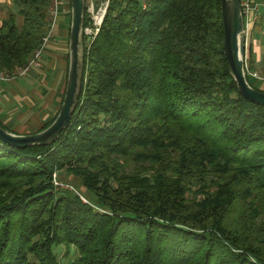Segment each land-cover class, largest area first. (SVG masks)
Listing matches in <instances>:
<instances>
[{
    "label": "trees",
    "instance_id": "1",
    "mask_svg": "<svg viewBox=\"0 0 264 264\" xmlns=\"http://www.w3.org/2000/svg\"><path fill=\"white\" fill-rule=\"evenodd\" d=\"M14 2L0 27L10 73L40 45L53 0ZM84 39L60 138L0 140V264H264V105L234 80L222 0H108ZM54 172L94 199L57 189Z\"/></svg>",
    "mask_w": 264,
    "mask_h": 264
},
{
    "label": "crops",
    "instance_id": "2",
    "mask_svg": "<svg viewBox=\"0 0 264 264\" xmlns=\"http://www.w3.org/2000/svg\"><path fill=\"white\" fill-rule=\"evenodd\" d=\"M253 2L260 17L247 30L246 62L251 70L264 74V0ZM17 10L14 0H0V27L8 13ZM70 10V3L62 8L41 65L32 67L25 75L0 80V122L12 132H36L60 110L70 62ZM17 21L21 26L23 16L19 15ZM258 83L255 85L264 90V82Z\"/></svg>",
    "mask_w": 264,
    "mask_h": 264
},
{
    "label": "water",
    "instance_id": "3",
    "mask_svg": "<svg viewBox=\"0 0 264 264\" xmlns=\"http://www.w3.org/2000/svg\"><path fill=\"white\" fill-rule=\"evenodd\" d=\"M71 24L69 39V71L65 96L53 122L46 128L20 134L7 130L0 124V140L13 147L49 145L56 142L69 126L78 106L82 89L85 60V12L86 0H70ZM100 3L94 1V13L100 11ZM107 9V7H106ZM105 12L102 15L101 23ZM224 25V52L230 64L234 80L240 93L251 102L264 105V92L255 88L248 79L246 65V25L241 0H222Z\"/></svg>",
    "mask_w": 264,
    "mask_h": 264
},
{
    "label": "built area",
    "instance_id": "4",
    "mask_svg": "<svg viewBox=\"0 0 264 264\" xmlns=\"http://www.w3.org/2000/svg\"><path fill=\"white\" fill-rule=\"evenodd\" d=\"M68 3H70V0H53L52 6L50 9V15L48 17V24H47L48 27H47V30L45 32V35L43 36V39L40 45L35 49L34 53L31 55V57L29 58L28 62L25 65L17 68L15 71L11 73L6 70H0V80H10V79L15 78L17 75H25L32 67L41 65V62L43 59V52L53 34L54 26L57 22V19L60 16L62 8ZM253 4H254L253 0H241V5H242L244 17H245L246 34H247V30L250 24L255 22L260 17L259 13L256 12V8ZM105 9L103 10L101 7L100 8V11H102L101 13H104ZM99 13H96V14H99ZM98 23L101 25V21ZM98 30H99V27L97 28V31ZM86 33H87V27H86ZM263 33H264V27H263ZM246 65H247V73H249V75L252 78H254L255 80L264 82V76L262 74H260L258 71L251 70L247 62H246ZM54 184L57 188H66V189H71V190L76 191V188L73 186V184L64 183L62 180L58 179L56 172H54ZM81 197L84 201L89 202V200L84 198L83 195H81Z\"/></svg>",
    "mask_w": 264,
    "mask_h": 264
},
{
    "label": "rangeland",
    "instance_id": "5",
    "mask_svg": "<svg viewBox=\"0 0 264 264\" xmlns=\"http://www.w3.org/2000/svg\"><path fill=\"white\" fill-rule=\"evenodd\" d=\"M94 1L95 0H86V4H87V7H88V9H87V11H88V18H89V24L87 26V33L86 34H87V36H89V38L91 36H93V35L96 34L97 28L100 26V24L98 23V21L96 20V18L98 17L99 19H102V15H103V13H101L102 11H99L100 13L97 12L99 14L94 13ZM98 1L100 3V6L102 7V9L104 10L105 7H106V5H107L108 0H98ZM258 72L264 76V74L261 73L259 70H258ZM254 83L255 84L258 83L260 85L262 82L260 83V81L254 80ZM57 176H58V179L62 180L64 183L73 184V186L76 188V191L74 190V192H77L80 195V197H81V195H83L84 198L88 199L89 201H90V198H93L94 199V195L91 194V193H89L83 187L82 183L79 180L74 179L73 177H70V176H67V175H64L62 177L60 174L58 175V173H57ZM59 176H60V178H59ZM57 189H66V188H57ZM56 252L58 253L59 258H60V260H61L62 263L67 262L68 257L65 256L66 248L64 246H62V245L57 246L56 247ZM74 254H75V248L72 247L71 248L70 255L73 256Z\"/></svg>",
    "mask_w": 264,
    "mask_h": 264
},
{
    "label": "bare ground",
    "instance_id": "6",
    "mask_svg": "<svg viewBox=\"0 0 264 264\" xmlns=\"http://www.w3.org/2000/svg\"><path fill=\"white\" fill-rule=\"evenodd\" d=\"M96 20H97L98 22H100L102 19H99V18L97 17Z\"/></svg>",
    "mask_w": 264,
    "mask_h": 264
}]
</instances>
